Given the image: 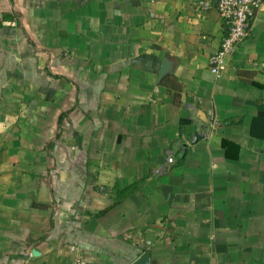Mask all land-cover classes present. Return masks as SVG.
I'll return each instance as SVG.
<instances>
[{"label":"crops","instance_id":"1","mask_svg":"<svg viewBox=\"0 0 264 264\" xmlns=\"http://www.w3.org/2000/svg\"><path fill=\"white\" fill-rule=\"evenodd\" d=\"M199 1L0 0V264H264V5L217 78Z\"/></svg>","mask_w":264,"mask_h":264},{"label":"built area","instance_id":"2","mask_svg":"<svg viewBox=\"0 0 264 264\" xmlns=\"http://www.w3.org/2000/svg\"><path fill=\"white\" fill-rule=\"evenodd\" d=\"M263 5L264 0H200L197 3V9L202 12L216 9L228 28L221 48L210 58L209 69L215 77L220 78L226 72L230 57L250 35L256 13ZM173 162V157H169L168 163ZM71 264L98 263L80 255Z\"/></svg>","mask_w":264,"mask_h":264},{"label":"water","instance_id":"3","mask_svg":"<svg viewBox=\"0 0 264 264\" xmlns=\"http://www.w3.org/2000/svg\"><path fill=\"white\" fill-rule=\"evenodd\" d=\"M167 65V64H166ZM167 72V69L166 67L164 66L162 71H161V77L164 76ZM145 261H146V258L144 257L143 259H141L140 261H138L137 263L135 264H145Z\"/></svg>","mask_w":264,"mask_h":264}]
</instances>
